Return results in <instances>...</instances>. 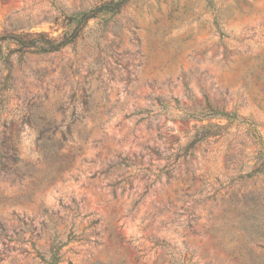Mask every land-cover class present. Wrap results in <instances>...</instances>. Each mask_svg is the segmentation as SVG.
Wrapping results in <instances>:
<instances>
[{"label":"rangeland","instance_id":"rangeland-1","mask_svg":"<svg viewBox=\"0 0 264 264\" xmlns=\"http://www.w3.org/2000/svg\"><path fill=\"white\" fill-rule=\"evenodd\" d=\"M108 1L0 0V35L58 38ZM17 48L0 43V264H51L52 243L56 264H264V0H126L57 51ZM208 107L236 117H192Z\"/></svg>","mask_w":264,"mask_h":264},{"label":"trees","instance_id":"trees-1","mask_svg":"<svg viewBox=\"0 0 264 264\" xmlns=\"http://www.w3.org/2000/svg\"><path fill=\"white\" fill-rule=\"evenodd\" d=\"M126 0H117L115 2L108 1L104 2L98 6L93 7L92 9L85 10V11H78L74 13L73 16L70 17L71 22L74 23V29L70 32V34H67V32H64L63 35H61L58 38L50 37L45 32H26L23 34H4L0 35V43L7 41V42H13L15 43L18 48L17 50L22 49H34L41 52H53L61 49L62 47L66 46L67 44L71 43L77 34L79 33L80 29L84 28L88 22V20L95 18L99 12H108V11H115L118 10ZM196 120H202L205 118H214V117H228V118H235L236 114L235 112H223L218 111L215 109H212L208 107L203 112L195 113L192 116ZM201 126L199 127V129ZM197 131V130H196ZM40 139V146L43 148L47 144H49V149L52 153L57 154L58 151L62 148L65 140L67 137L65 135L61 136L59 139H55L54 136L51 135H41L39 136ZM81 143L80 145L75 148L71 149L68 153L58 155L55 160V170L54 175L60 176L61 173L69 169L73 165L74 156L80 152L82 148V143L87 141L88 134L81 137ZM1 145V142H0ZM2 159V152L0 150V161ZM136 163V157L135 159H127L126 161L120 160L116 161V166H131L135 165ZM49 261L51 264H56L60 260V245L52 243L49 249Z\"/></svg>","mask_w":264,"mask_h":264}]
</instances>
